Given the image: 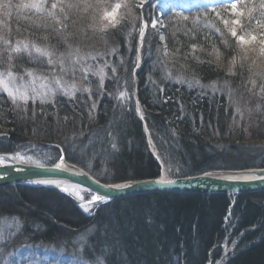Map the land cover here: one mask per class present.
<instances>
[{"label": "trees", "instance_id": "16d2710c", "mask_svg": "<svg viewBox=\"0 0 264 264\" xmlns=\"http://www.w3.org/2000/svg\"><path fill=\"white\" fill-rule=\"evenodd\" d=\"M24 1L0 0V24L7 27L0 48L8 45L14 54L12 66H31L33 61L41 66L37 58L32 56L35 60L29 62V56L20 53L16 41L27 39L53 48L58 57L84 47L87 54L98 53V64H105V72L100 80L97 75L86 76L90 90L73 98L59 95L47 106L27 103L15 108L0 95V130L5 129L0 153H14L28 145L31 136H38L35 146L47 152L48 164L58 159L61 150L67 161L103 183L156 178L160 166L148 149L133 105L136 97L154 149L162 165L176 171L174 177L264 167L261 127L252 120L232 125V99L223 90L225 86L230 96L245 95L248 68L235 63L228 72L205 53H226L222 59L227 62L237 52L223 22L233 10L231 5L216 3L205 9L201 0H184V6L169 3L162 9L152 0H90L95 7L88 10L89 0H47L46 13L32 16ZM232 1L237 5L238 29L264 40L260 27L264 2ZM117 4L121 7L115 13L116 23L100 31L97 22ZM157 16L161 27L152 25ZM206 19L214 27L211 30L203 24ZM143 21L146 27L138 45ZM36 31L46 36L30 35ZM66 65L58 59V69L66 72ZM124 85L131 97L126 108L114 98ZM209 85L218 86L220 93H210ZM84 142L94 146L88 162L77 158L76 149L83 148ZM4 210L23 214L22 229L35 228L40 234L36 240L45 242L55 235L59 243L67 244L74 233L91 227L82 250L92 262L101 257L104 264H215L228 230L227 241L243 234L241 244L219 264H264V191L234 197L175 192L130 195L87 215L52 189L5 185L0 186V211Z\"/></svg>", "mask_w": 264, "mask_h": 264}, {"label": "rangeland", "instance_id": "374dc122", "mask_svg": "<svg viewBox=\"0 0 264 264\" xmlns=\"http://www.w3.org/2000/svg\"><path fill=\"white\" fill-rule=\"evenodd\" d=\"M56 1L57 0H53V3ZM152 1L156 6L161 7L162 9H167L169 3L184 6V0ZM189 1L195 3L198 0ZM201 1L203 2L205 9L215 6L217 3V0ZM257 1L264 2V0ZM24 2L26 5L25 9L32 10V13L29 12L32 16H36V12L46 13L45 10L43 11V5L48 3L47 0H25ZM90 2L91 6L88 7V10H93L95 4H93L92 1ZM232 2V0H226V4L228 5H231ZM136 5L141 7L140 3H136ZM2 9L5 8L2 7ZM49 13H51V11H49ZM86 15L88 14L86 13ZM233 20H237V14L234 10H232L227 15V19L224 20L229 22L227 27L225 24L224 27H226V29L236 27L238 33L245 35L246 37L245 41L242 43H238L235 38L232 37V39L235 40L234 43L237 47V52H233L235 55L230 57V60L225 62L223 61L222 57L224 56V59L227 58L228 55L226 53L222 54L219 51H206L205 53L213 60L208 61L225 67L228 72L235 63H240V68H248L247 76L250 83L249 90L245 95L242 94L241 96H238V94H234L233 96H230L229 90L223 86L224 92L228 93L229 100L232 99V113L230 120L232 125H236V127H239L243 123H248L252 120L253 123L255 122L254 125L261 127L260 133L264 135V40H260L258 38L254 40L251 39L250 35L244 30L241 32L240 29H238L239 25L237 26L231 23ZM116 21L117 17L115 14L110 18H104L103 16L97 22L98 26L96 28H98L100 31H103V29H106L111 25L113 26ZM154 22L156 27H161V19L158 16L154 19V21H152V25ZM203 24L210 30L214 28L207 19L203 21ZM144 27L146 26L143 21L142 29H144ZM6 30L7 27L5 26V23H1V41L4 33H6ZM13 32L14 31L12 30V33ZM129 33L131 34L132 31L130 30ZM139 33L141 35V31ZM30 35L40 38L46 36L45 33L43 36L41 31H36ZM14 39L19 40L15 37ZM16 42L18 44L20 53L29 56V62L31 59H33V56L40 60L42 64L39 66L37 62L33 61L34 65L31 66L27 65L23 67L21 65H17L14 67L10 62L11 58H14V54H11V50L8 45L6 44L5 46L4 44L3 49L5 51L0 48V95H4L5 98H7V100L10 102L11 106L13 105L15 108H22L26 106L27 103H36L42 106H47V103L52 102L59 95L65 98H73L75 95L80 93V91L90 90V88L86 86L85 83L86 76L91 75V77H94V75H97L98 80H100V78L103 76V73L105 72V64H98V62L101 61V57L98 55V53L95 54L90 52L87 54L88 51L85 50L86 48L84 47L83 49L80 47L73 51L70 50V53L68 52V54H62L58 57L56 51H54L51 47L49 49L46 47H40L34 42L32 43L28 41V43L27 39ZM2 45L3 43H0V46ZM37 49H40V51H37ZM225 49L229 50L230 48L225 46ZM139 55L140 52L138 51L135 68L133 69L134 73L138 69L140 61ZM58 59L64 61V64L65 62L67 63L66 72L58 69ZM49 61H51V63H49ZM209 87L210 93H220V88L218 86L209 85ZM122 93L124 94L123 96H121ZM114 98L121 106L125 108L126 106H131V104H129L131 101L130 93L125 85L121 86V88L116 92ZM133 99H135V101H133V105L136 107L135 104L137 98L134 97ZM49 113L52 112L49 111ZM0 132L5 133V129L0 130ZM31 137V142L28 145L23 146L22 149H19L14 153H5L9 157L7 163L14 160L33 164L46 163L47 159L45 158V153L47 152H42L35 146V142L39 140L37 139L38 136ZM85 143L87 142H84L83 144ZM89 145L90 142H88L83 148L79 147L76 149L78 156L77 158L82 162H88L94 153V146L89 147ZM163 155L167 157L165 153H163ZM157 161L160 166V174L158 177H162L163 180L175 178L174 175L176 174V171H174L171 167L168 169L165 168L159 158ZM2 162L6 163V160L0 158V163ZM46 164L49 165L48 162ZM11 185H29L32 187L36 186L52 189L54 191H57L56 189H67V191H65L66 193L81 201L82 204H78L76 206L87 215L93 214L99 207L103 206L100 205L103 203V199L93 201V197L96 196L93 195L90 190L77 184L61 182L58 183V187H53L46 183L26 182ZM231 196L234 197L235 195ZM81 205L88 207L89 210L85 211L84 207H81ZM21 218L24 219L23 214L21 213L16 212L9 214L6 213L5 210L0 211V264H104L101 257L97 258L93 262L92 260L89 261L83 257L82 249L87 242L88 235L91 233V227L81 229L74 233L70 242L67 244L59 243L58 239L54 238L55 235L51 236L54 239L52 238L51 240H48L50 242H45L42 240H36L39 239L40 234L35 228L31 230L28 228L22 229L23 222L20 220ZM228 220L229 213L227 214V217L224 221L225 225H228ZM254 228L255 226L250 227L245 229L244 232L252 231ZM26 233H28V235ZM242 235L227 241L229 232L226 230L225 239L219 244L220 258L215 264L225 263L226 255L228 254L227 252H230V250L234 252L235 248L241 244L240 239ZM206 264H210V262L208 261Z\"/></svg>", "mask_w": 264, "mask_h": 264}, {"label": "water", "instance_id": "95a60500", "mask_svg": "<svg viewBox=\"0 0 264 264\" xmlns=\"http://www.w3.org/2000/svg\"><path fill=\"white\" fill-rule=\"evenodd\" d=\"M4 134L0 132V136ZM4 154L0 153V158L6 160V163H0V186L26 182L45 183V181L72 183L85 187L97 198H102L103 203L100 205L130 195L158 192L236 195L264 191V167L210 170L170 180L156 177L103 183L82 167L67 161L61 150L58 159L49 165L15 160L7 163L9 157ZM56 190L73 204H82L80 200L65 191Z\"/></svg>", "mask_w": 264, "mask_h": 264}, {"label": "snow or ice", "instance_id": "6c2138e0", "mask_svg": "<svg viewBox=\"0 0 264 264\" xmlns=\"http://www.w3.org/2000/svg\"><path fill=\"white\" fill-rule=\"evenodd\" d=\"M217 3L224 4V3H226V0H217ZM52 7L53 8H56L57 5L56 4H53ZM120 7H121V5L117 4V5H115V7H113V9H112L111 12L105 11L104 14H103L104 15V18H110V17H112L117 12V10ZM236 7H237L236 3H231V8L233 10H235ZM260 8L261 9H264V3H262L260 5ZM217 15H219V13ZM223 22H224L225 26L227 27V25H228L229 22L228 21H223ZM231 23L233 25H237L238 26L240 24V21L237 19V20L231 21ZM153 27H155V22L153 23ZM260 27L261 28H264V24H261ZM217 31H219V29H217ZM229 31H230L231 36L233 38H235V40L238 43H242V42L245 41V39H246L245 35L239 34L236 27H232L231 29H229ZM240 31L243 32V27H241ZM143 35H144V30L141 29V36L143 37ZM261 35L264 36V33H261ZM250 38L254 40V39H256V36L250 34ZM162 39H163V37H162ZM225 43H227V42H225ZM37 51H40V49H37ZM49 63H51V61H49ZM29 74H31V73H29ZM123 95L124 94L122 93L121 96H123ZM121 187H125V186H121ZM62 190L67 191V189H62ZM98 199H102V198L93 197V201H96ZM81 207H84V210L85 211H88L89 210V208L88 207H85L84 205H81Z\"/></svg>", "mask_w": 264, "mask_h": 264}, {"label": "bare ground", "instance_id": "6f19581e", "mask_svg": "<svg viewBox=\"0 0 264 264\" xmlns=\"http://www.w3.org/2000/svg\"><path fill=\"white\" fill-rule=\"evenodd\" d=\"M134 101H135V99H134ZM135 105H136L135 110H136V113H137V117L140 119V121L142 123V127H143L144 132H145V138H146V143H147L148 149L151 152V154L156 158V160H158L159 156H158L157 152L154 149L152 140L149 137V133H148V130L146 128V125H145V122H144V119H143V116H142V113H141V110H140L139 103H138L137 99H136V104ZM45 183L50 185V186H53V187H58V183H56L55 181H45ZM227 253L228 254L226 255V260L230 256H233V251L230 250V252H227Z\"/></svg>", "mask_w": 264, "mask_h": 264}]
</instances>
